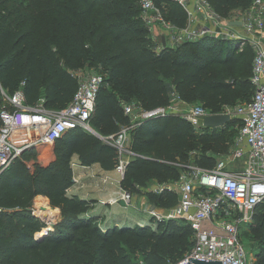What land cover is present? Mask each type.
I'll list each match as a JSON object with an SVG mask.
<instances>
[{"label":"trees","instance_id":"16d2710c","mask_svg":"<svg viewBox=\"0 0 264 264\" xmlns=\"http://www.w3.org/2000/svg\"><path fill=\"white\" fill-rule=\"evenodd\" d=\"M9 1L0 0V6ZM208 1L225 17L250 2ZM157 3H163L161 10L172 25H186V15L176 3ZM55 8L52 31L46 36L36 35L35 29L21 31L16 9L0 15V91L11 95L20 90L25 105L41 101L47 110H59L76 90L71 73L83 63L99 62L103 83L89 118L96 134L70 130L50 145L23 150L0 172V264H133L129 253L137 246L142 264H178L192 246L186 223L151 218L154 228L98 226L89 202L67 194L72 185L71 160L75 156L82 166L96 163L102 170H114L117 151L103 138L131 124L128 147L133 155L124 166L120 189L142 194L154 204L175 206V193L165 188L158 193L145 191L147 185L177 182L190 163L214 167L215 151L227 152L234 145L224 136L229 131L237 135L240 120L231 117L223 126L195 129L180 115L167 113L130 123L123 104L143 110L165 107L173 91L185 103L198 102L208 113H219L223 106L249 101L253 54L247 46L239 51L250 61L248 77L237 79L233 76L237 41L204 36L155 51L134 0H60ZM211 66L218 67L213 75ZM222 68L227 70L221 76ZM38 203L59 212L42 237L35 235L45 225L31 212ZM246 226L253 264H264V201L254 207Z\"/></svg>","mask_w":264,"mask_h":264},{"label":"built area","instance_id":"2783aa9c","mask_svg":"<svg viewBox=\"0 0 264 264\" xmlns=\"http://www.w3.org/2000/svg\"><path fill=\"white\" fill-rule=\"evenodd\" d=\"M157 1L139 0L138 3L140 19L155 51L163 47L162 40L164 44L168 43L165 46L193 42L204 36L235 40L239 51L247 46L253 54L249 77L253 93L249 101L234 107L223 106L216 113L240 120L236 142L230 152L224 158L216 159L210 169L192 163L185 166L176 182L175 206L164 215L150 210L149 216L158 221L161 216L183 221L190 227L194 245L188 257L218 260L221 264H253V255L240 241L239 226L249 223L254 207L264 201V0H250L246 8L228 17L220 15L208 0H169L186 15L183 27H176L165 18V11L161 10L163 3ZM228 20H239L240 25H228ZM154 30L158 32L157 41L152 33ZM71 75L76 79V90L70 102L59 110H47L41 101L33 106L25 105L20 90L11 95L0 91V172L27 148L37 144L50 145L76 128L90 131L89 118L103 76L76 71ZM169 96L170 103L165 107L143 110L123 104V113L130 117V123L173 113L195 129L204 127L203 119L210 113L200 105L179 100L173 91ZM130 130L131 124L122 126L116 134L103 138L117 151L119 159L114 170L120 178L133 155L128 147ZM230 164L235 167L228 168ZM76 181L72 176V185ZM101 182L111 183L107 177H102ZM120 201L129 206L133 203L132 195L120 190L118 197L108 199L107 203L112 205ZM31 212L40 218L36 209L32 208ZM42 222L49 226L46 221Z\"/></svg>","mask_w":264,"mask_h":264},{"label":"rangeland","instance_id":"374dc122","mask_svg":"<svg viewBox=\"0 0 264 264\" xmlns=\"http://www.w3.org/2000/svg\"><path fill=\"white\" fill-rule=\"evenodd\" d=\"M57 1H60V0H10L8 2V4H6L4 6H0V15L6 14L9 11L16 9L17 20L21 21V24H22L20 26L21 31H28L31 29H35L36 35L46 36V35L51 34V31H52L51 25H52V22L54 19V12L56 10L55 2H57ZM134 2L138 5L139 0H134ZM238 11H239V9L236 10L235 12H238ZM231 14H233V13H231ZM14 15H15V13H12L13 17H14ZM152 33H153V35H155V38H157V39H155L157 41L158 40V32L154 30V32H152ZM38 45H42V44L38 43ZM238 45H239L238 43L235 44V48H237ZM106 46H107V43H104V45L102 47V53L105 52L104 50H105ZM235 57H236V70L234 71L233 76L236 77L237 79H243V78L248 77L250 58L242 55V52H239L238 49L235 52ZM99 64H100L99 62H98V64L83 63L82 65H80L78 67L76 72L82 73L84 75L92 74V73H102V69H100ZM217 70H218L217 66H211L209 68V74L213 75L216 73ZM226 70L223 68L221 69V71H220L221 76L223 75L224 71H226ZM194 104L201 105L202 107H204L201 103H198V102H196ZM237 104H240V103H237ZM234 106H236V104L231 105L230 107H234ZM135 107L137 109V107H139V106L135 105ZM236 136L237 135L235 134V132L229 131L224 136V139L229 137L233 142L232 145L233 144L235 145ZM232 147L228 148V150H227L228 153L230 152ZM210 151H211L210 148L206 149L207 153H209ZM227 152H221L219 150H216L215 151L216 159L224 158L228 154ZM227 167L228 168H234L235 164L227 165ZM92 172H94V171H92ZM93 175H94L93 182L91 183L90 186L86 187L88 189V193H87V195H85V197H87V198L90 197V195H89L90 193L95 195V194H98L100 191L104 190V188H105V187L102 188L100 185H98V182L96 181V178H95V176H97V175L94 173H93ZM118 180H120V176H118V174L115 172V175L112 176L110 179L111 184L108 185L109 188L112 190V192H110L109 197L107 199H110L113 197H118V192L121 190L119 187ZM163 188L167 189L168 191H171L172 193H175L177 190V183L176 182H169V183H166L164 185H158L154 182H150L147 185V188L145 189V191H152V192L158 193ZM90 201H92V200H90ZM132 202L133 203L129 206L121 205L120 203L112 204V207H110L111 210L108 211L111 214L110 217H115L114 220H119V221H121L123 219H128L127 221H129L130 224H134V222L139 223L140 220H143L147 225H150L151 218L149 216L148 211L154 210V211L158 212L160 215H164V214H166V211L170 209V208L165 207L164 205H158V204L148 202L146 197L142 194H133L132 195ZM88 206H89V211L93 210V209L96 211H99V208H104V206H108V205H102V204H99V205L92 204L91 205V204H89ZM32 208L35 209L34 206H32ZM53 211L56 213L55 217L53 218V219H55V222H56L59 218V212L56 211L55 209H53ZM108 212L104 217L109 216ZM39 219L41 221H44V219L42 217H40ZM165 220H168V218L161 216L160 221H165ZM101 222L102 221H100V220L96 221L98 226H102ZM145 223H143V224H145ZM140 225H142V224H140ZM50 227H52V225H50ZM150 227L154 228L155 227L154 223H152L150 225ZM250 236H251V234H250L249 226L240 225L239 226V237L241 239L240 241H241L243 247L245 248V250L249 254L253 255L251 250H250V246H251ZM191 239H192V246H191V248H192L194 245L193 236H191ZM129 256H130L131 262L133 264H142L141 250H140L139 246L135 247V249L129 253ZM186 257H188V254L185 256V258L183 260H185ZM183 260H181L180 262H182Z\"/></svg>","mask_w":264,"mask_h":264},{"label":"crops","instance_id":"0c3cea01","mask_svg":"<svg viewBox=\"0 0 264 264\" xmlns=\"http://www.w3.org/2000/svg\"><path fill=\"white\" fill-rule=\"evenodd\" d=\"M166 45H168V43H165ZM71 169L73 172V175L76 178V182L71 185L68 189H67V194L68 195H77L78 197H80L81 199H84L86 201L89 202V204H94V205H108V206H104V208H99V211L96 210H90L92 213H94L98 218V220L102 221L101 223L103 225H117V226H122V225H134V224H143L145 223L143 220H140L139 223L134 222V224H130L129 221H127L128 219H123L121 221L119 220H114L115 217H110V213L108 212L109 210H111L110 207H112V205H109L107 203V198L109 197L110 192H112V190L109 188V184L111 183H102L101 182V178L102 177H107L109 180L111 179L112 176L115 175V170H111V171H105L102 170L98 164H92L90 166H82L78 163L76 157L74 156L71 160ZM94 171V172H92ZM94 174H96L97 176H95L96 181L98 182V185H100L102 188H104V190L100 191L98 194H92L90 193V197L87 198L85 197V195H87L88 193V189L86 188L87 186H90L91 183L94 180ZM119 183V180H118ZM102 192V193H101ZM96 196V197H95ZM98 196V197H97ZM92 200V201H90ZM95 202H94V201ZM108 212V217H104ZM146 224V223H145ZM105 226V227H106Z\"/></svg>","mask_w":264,"mask_h":264},{"label":"water","instance_id":"95a60500","mask_svg":"<svg viewBox=\"0 0 264 264\" xmlns=\"http://www.w3.org/2000/svg\"><path fill=\"white\" fill-rule=\"evenodd\" d=\"M228 25H240L239 20H228ZM162 46H165L163 40H162ZM230 120V117L228 114H210L206 115L203 119V126L204 127H220L226 124ZM90 132L96 134L91 128ZM121 205L123 203L119 202ZM51 227L45 226V229L42 233L37 234L36 237H42L45 235L47 231H49ZM178 264H221L218 260H207V259H199L194 257H187L185 261L178 263Z\"/></svg>","mask_w":264,"mask_h":264},{"label":"bare ground","instance_id":"6f19581e","mask_svg":"<svg viewBox=\"0 0 264 264\" xmlns=\"http://www.w3.org/2000/svg\"><path fill=\"white\" fill-rule=\"evenodd\" d=\"M36 205L34 206L36 209V212L38 213L40 217L44 219V221L49 223V226H50V223L55 222V219L53 218L55 217L56 213L53 211L52 208H50L45 203H38V205L37 206ZM44 229L45 228H43L41 232H38L37 234L42 233Z\"/></svg>","mask_w":264,"mask_h":264}]
</instances>
